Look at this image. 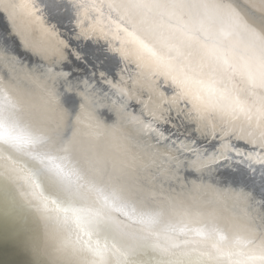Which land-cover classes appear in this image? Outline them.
I'll return each mask as SVG.
<instances>
[{"label": "snow or ice", "instance_id": "snow-or-ice-1", "mask_svg": "<svg viewBox=\"0 0 264 264\" xmlns=\"http://www.w3.org/2000/svg\"><path fill=\"white\" fill-rule=\"evenodd\" d=\"M261 19L257 23L255 16ZM0 129L3 136H33L10 123L9 92L21 81L58 86L86 116L99 111L138 128L163 146L176 170H210L228 187L214 193L221 207L185 209L180 232L209 264H264V5L252 0H0ZM243 36V40L239 37ZM26 52L34 59L21 57ZM65 155H38L49 183L72 184L78 170ZM258 176L259 179H254ZM195 183V179L193 180ZM232 202L229 210L226 205ZM54 200L40 203L42 218L60 241L55 264H107L106 247L85 227L92 217ZM99 215V213H98ZM87 237L86 239L84 237ZM43 264L39 236L17 226L0 247ZM173 264H184L177 260ZM189 264H205L203 260Z\"/></svg>", "mask_w": 264, "mask_h": 264}, {"label": "water", "instance_id": "water-1", "mask_svg": "<svg viewBox=\"0 0 264 264\" xmlns=\"http://www.w3.org/2000/svg\"><path fill=\"white\" fill-rule=\"evenodd\" d=\"M255 19L261 22L259 14ZM17 51L21 57L34 59ZM13 85L9 88L12 103L18 95L24 103L6 105L10 123L46 139L33 144L26 142L27 137L0 134V235L23 222L27 235L39 236L45 249L43 264L72 259L68 254L58 256L60 241L42 218L40 203L47 196L56 202L50 207L58 206L61 214L65 209L69 214L79 210L94 219L85 227L92 231L94 244L98 241L107 248V264H173L177 260L209 264L215 258L199 254L209 250L207 245H197L199 251L192 252L194 246L184 243L188 237L180 232L181 216L185 209L213 206L230 216L231 211L214 204V193L228 187L226 179L217 180L208 169L185 175V168L194 167L187 161L177 171L176 160L154 139L130 124H115L102 112L86 116L66 101L58 86L41 88L31 81ZM66 147L78 181L53 185L42 176L37 183L34 172L48 174L38 155L63 156ZM226 207L231 210L230 200ZM29 259L10 245L0 247V264H27Z\"/></svg>", "mask_w": 264, "mask_h": 264}, {"label": "bare ground", "instance_id": "bare-ground-1", "mask_svg": "<svg viewBox=\"0 0 264 264\" xmlns=\"http://www.w3.org/2000/svg\"><path fill=\"white\" fill-rule=\"evenodd\" d=\"M252 2H256L257 5H264V0H252Z\"/></svg>", "mask_w": 264, "mask_h": 264}]
</instances>
